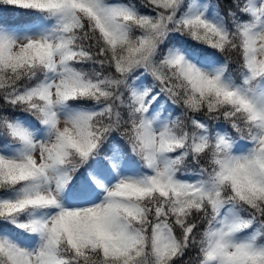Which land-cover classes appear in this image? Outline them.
Segmentation results:
<instances>
[{
    "label": "snow or ice",
    "instance_id": "obj_1",
    "mask_svg": "<svg viewBox=\"0 0 264 264\" xmlns=\"http://www.w3.org/2000/svg\"><path fill=\"white\" fill-rule=\"evenodd\" d=\"M0 264H264V0H0Z\"/></svg>",
    "mask_w": 264,
    "mask_h": 264
}]
</instances>
